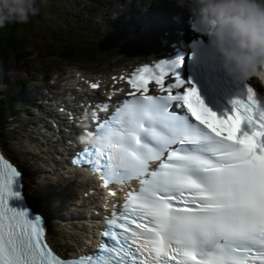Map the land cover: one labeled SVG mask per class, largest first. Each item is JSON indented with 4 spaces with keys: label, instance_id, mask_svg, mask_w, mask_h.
Wrapping results in <instances>:
<instances>
[{
    "label": "snow or ice",
    "instance_id": "obj_1",
    "mask_svg": "<svg viewBox=\"0 0 264 264\" xmlns=\"http://www.w3.org/2000/svg\"><path fill=\"white\" fill-rule=\"evenodd\" d=\"M181 63L137 69L131 98L88 131L115 130L119 142L103 152L84 147L73 160L99 173L102 187L140 183L104 217L94 252L61 257L39 216L9 207L19 171L0 154V264H264V107L246 86L217 114L180 78ZM153 82L163 95L149 94Z\"/></svg>",
    "mask_w": 264,
    "mask_h": 264
},
{
    "label": "rangeland",
    "instance_id": "obj_2",
    "mask_svg": "<svg viewBox=\"0 0 264 264\" xmlns=\"http://www.w3.org/2000/svg\"><path fill=\"white\" fill-rule=\"evenodd\" d=\"M152 2L157 7L165 8V11L168 10V5H171L169 2L173 3L177 11L172 18L167 19L168 22H176L181 17L184 18L182 8L173 0H39V14L15 33L12 41L13 49L8 56L0 60V93L7 89V85L10 89H15L16 85L18 87L16 100L27 93L30 99L36 101L39 99L36 87L43 88L41 86L43 81L48 82L59 73L64 72L71 76L78 69L83 70V73L90 77L96 75L107 77L112 73L111 71L121 66L126 67L128 61L135 62L150 58V53L153 54L157 50L154 44L149 45L144 41L134 42L130 37L124 38L112 29V24H108L109 21L100 13L103 10L109 11V16L113 20L118 15L117 7L121 6L126 10L129 5H133L145 9ZM135 23L140 29L136 39L140 40L143 36L142 17L136 16ZM132 28L130 27L129 34H134ZM82 41H87L95 49V59H98L107 48L114 46L116 49L113 43L120 46L117 48L119 54L102 57L95 62L63 60L56 57L57 53L68 52L70 43ZM103 41L106 44H102ZM27 101L21 102L22 112H19V109L15 112V119L18 122L9 124L3 131L0 130V138L10 153H18L14 157L15 161L19 166L23 164L27 171H23L24 188H27L35 202L37 199L44 203L47 210L48 231L59 246L63 242L68 243L67 246H63L67 251V247L73 242L71 233L75 231L76 225L62 217L70 210L73 212L71 205L75 200L68 198L71 192L67 194L61 186L56 185L54 175L47 170L48 160L45 153L41 157L36 156L43 147L38 144L41 139L36 137L39 132H33V125L29 122L31 117L38 116L41 112L40 108L35 106L25 111ZM2 102L0 100V103ZM38 209L42 211L40 207ZM59 215L62 217L59 218ZM51 216L56 218L50 220ZM52 222L55 225L51 226Z\"/></svg>",
    "mask_w": 264,
    "mask_h": 264
},
{
    "label": "clouds",
    "instance_id": "obj_3",
    "mask_svg": "<svg viewBox=\"0 0 264 264\" xmlns=\"http://www.w3.org/2000/svg\"><path fill=\"white\" fill-rule=\"evenodd\" d=\"M187 10L199 32L206 34L200 48L237 80L264 82V0H174ZM37 0H0V28L28 24L39 14ZM100 152L119 142L115 130L80 137Z\"/></svg>",
    "mask_w": 264,
    "mask_h": 264
},
{
    "label": "bare ground",
    "instance_id": "obj_4",
    "mask_svg": "<svg viewBox=\"0 0 264 264\" xmlns=\"http://www.w3.org/2000/svg\"><path fill=\"white\" fill-rule=\"evenodd\" d=\"M93 10V9H92ZM118 12V16L116 18V21L114 22L110 16H109V11L103 10L101 11V15L108 20V24H112V29L116 30L119 35L123 36L124 38H132L136 39L137 33L140 32L139 27L135 23L136 16H141L143 23L141 25L142 28V33L145 37L148 35L154 36V43L156 44L158 49L162 51H167L169 50L168 44L169 42L173 41V39H176L177 41H180L182 37L178 36L177 33L174 34V32H171L175 29H177V26H182L184 24L183 17L180 18L179 21L173 23H169L166 21L167 19L172 18V16L175 14L173 10V4L168 5V10L165 11V8L163 7H157L154 2L150 3L145 9H138L137 7H134L133 5H129V7L126 9L125 12H122V7H117L116 8ZM121 11V15L120 12ZM184 11V10H183ZM185 12V11H184ZM126 13L127 18L123 19L122 15ZM151 16L154 17V24H151ZM121 25V27L118 29L117 27ZM130 27L132 28V32L134 34H129V29ZM165 31H168L167 34H165ZM170 37L171 40L169 42H165V38ZM152 45V44H151ZM156 47V49H157ZM158 50V51H159ZM152 55V53H150ZM135 59V58H134ZM130 60V59H128ZM53 65V64H52ZM55 65V64H54ZM53 65V66H54ZM123 68L125 66H121L119 69H115L112 73L119 74L123 72ZM95 74V73H94ZM111 74V73H110ZM84 79H81L78 74L74 75H67V73H59L58 76H55L53 81L51 82H46L43 87H45L49 94H54L55 97H58L61 93V91H68V90H73L76 91V87L78 86L81 89V92H86L89 90V84L96 83L98 81V78H100V88L93 91L96 94L95 98H97L100 94L102 93V89H105L109 83H113V79L109 77H104L103 76H92L90 75H85L83 74ZM74 80L73 85L71 84V80ZM65 86H71L68 89H65ZM61 87L63 89H61ZM39 89V87H38ZM47 93H42L41 95L44 97ZM106 96H108V93H105ZM80 96V95H79ZM76 97H73L70 99L73 101ZM107 99L104 98L103 100ZM39 102V101H36ZM57 106V105H56ZM45 120V119H44ZM36 119H31L30 122L34 123ZM46 121V120H45ZM47 122V121H46ZM47 126V125H46ZM39 128L34 125L33 132H37ZM43 133L44 138H46V143H41L38 142L43 147V150L39 153L36 154V156L41 157L43 153H45V156L47 157L48 160V172L52 173L54 175V178L57 182L56 185H59L62 187L64 191L67 192V194H72L75 195L77 194L78 196H83V192L88 190V185L91 183L90 179H87L83 176H73L70 173H65L60 170V166L63 167L65 164L63 153L61 154V146L62 143L59 142L56 145H52L50 143L51 135L49 134V129L45 130ZM57 134H62L63 131H58L57 133H54L53 136H56ZM37 137V136H36ZM63 143L68 145V143L65 141V135H63ZM37 145V143H36ZM23 182H24V174H23ZM76 187H79V189H76ZM24 191L29 195L27 188H23ZM74 190V191H73ZM31 196V195H30ZM69 199L70 196H68ZM80 199L77 200V203H79ZM30 202H34L33 198H30ZM68 203H71L69 200H67ZM90 202H85L82 205H89ZM35 209V208H34ZM73 212L70 210L66 213H64V217L62 215H59V218L62 217V219L66 220H71L70 223H73L75 226V231L72 232L73 234V242L71 243L72 247H69L67 254H70L72 252H76L78 248H83L84 247V236H85V231H86V237L89 236V230L87 229V226L91 223L90 221H86L84 216L87 210L81 208L80 205H75L74 207H71ZM36 211L39 212V210L35 209ZM48 222V220H47ZM47 238L49 239L50 243L60 252H65L63 250V246H59L56 240L52 237L51 232L48 231L47 233Z\"/></svg>",
    "mask_w": 264,
    "mask_h": 264
},
{
    "label": "trees",
    "instance_id": "obj_5",
    "mask_svg": "<svg viewBox=\"0 0 264 264\" xmlns=\"http://www.w3.org/2000/svg\"><path fill=\"white\" fill-rule=\"evenodd\" d=\"M39 4V0H37V6ZM33 18V17H32ZM31 18V19H32ZM27 24H6L5 27L0 28V60H2L6 55L10 53L13 49L12 41L15 33L22 27L26 26ZM102 44H106L105 41ZM96 47V46H95ZM68 52L66 53H57L56 57L63 59V60H76V61H87L91 62L95 60L96 51L95 49L88 44L87 41L82 42H73L70 43L68 46ZM116 49L114 46L110 49H106L103 51V55L106 56L115 54ZM53 53V52H51ZM16 90L18 87L15 85V89H9L4 93H1V101L0 103V130L3 131L7 126L8 122L10 121V115H14L13 113L21 107L22 98L17 99Z\"/></svg>",
    "mask_w": 264,
    "mask_h": 264
}]
</instances>
